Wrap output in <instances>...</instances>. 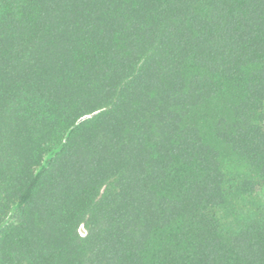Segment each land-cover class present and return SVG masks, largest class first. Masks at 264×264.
Listing matches in <instances>:
<instances>
[{
  "label": "trees",
  "instance_id": "1",
  "mask_svg": "<svg viewBox=\"0 0 264 264\" xmlns=\"http://www.w3.org/2000/svg\"><path fill=\"white\" fill-rule=\"evenodd\" d=\"M261 189L264 0H0V264H264Z\"/></svg>",
  "mask_w": 264,
  "mask_h": 264
},
{
  "label": "rangeland",
  "instance_id": "2",
  "mask_svg": "<svg viewBox=\"0 0 264 264\" xmlns=\"http://www.w3.org/2000/svg\"><path fill=\"white\" fill-rule=\"evenodd\" d=\"M259 196L261 197V198H263L264 199V189H261L260 191H259ZM81 233H83L84 234V230L81 228Z\"/></svg>",
  "mask_w": 264,
  "mask_h": 264
}]
</instances>
